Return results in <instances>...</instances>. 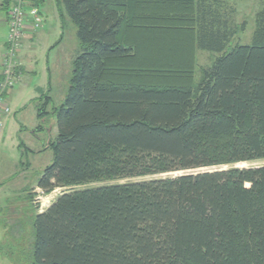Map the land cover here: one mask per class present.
I'll return each instance as SVG.
<instances>
[{
    "label": "trees",
    "instance_id": "1",
    "mask_svg": "<svg viewBox=\"0 0 264 264\" xmlns=\"http://www.w3.org/2000/svg\"><path fill=\"white\" fill-rule=\"evenodd\" d=\"M231 1L53 0L79 48L62 105L35 100L56 119L36 186L100 185L36 214L32 264H264V165L224 168L264 161V9L236 44Z\"/></svg>",
    "mask_w": 264,
    "mask_h": 264
},
{
    "label": "rangeland",
    "instance_id": "2",
    "mask_svg": "<svg viewBox=\"0 0 264 264\" xmlns=\"http://www.w3.org/2000/svg\"><path fill=\"white\" fill-rule=\"evenodd\" d=\"M45 1L48 3L52 0ZM229 4L235 10L234 15H232L236 24L238 26L243 25V30L236 34L234 43L248 45L251 43L254 31V16L257 12L259 13L264 9V0H235L229 2ZM62 36V42L52 52L50 57L51 76H47L45 79V89L43 92L44 94L48 92V96L51 99L50 108H48V110L51 108H58L62 105L71 75L72 60L79 48L76 39V28L68 20L63 27ZM201 53L204 54L197 55V52L195 53L194 64L196 71L194 75L195 78L193 79L194 84L198 83L200 78L198 68L202 69L212 63V57L208 56L209 53ZM40 79V76L32 79V90L39 87L38 85L41 82ZM23 83L24 81H19L18 86H21ZM15 88H17V86ZM26 98L31 97L27 95ZM7 105L9 107L10 116L15 114L12 112V108L8 103ZM34 108V106H30L22 113L26 125L33 127L31 130L33 133L36 131L34 137L37 139L33 140V144H28L32 153L25 154L26 156L23 158V163L21 166H17L18 168L15 171L17 173L13 176L12 180L5 185H0V188L2 187L0 189V264H32V221L36 214L47 209V207L64 192L100 185L90 184L72 189L57 188L48 194H45L37 188V180L43 170L49 166L53 160L50 143L54 140L56 135V119L53 115H48L43 124L41 122L38 123L36 119V109ZM15 111L16 113L18 112V110ZM38 126L42 127V130H38ZM4 128L5 121L3 130ZM25 161H27V163H25ZM261 165H264V161L232 164L224 168H248ZM210 170L214 169H203L199 170V172ZM125 182L127 181L112 182L111 184Z\"/></svg>",
    "mask_w": 264,
    "mask_h": 264
},
{
    "label": "crops",
    "instance_id": "3",
    "mask_svg": "<svg viewBox=\"0 0 264 264\" xmlns=\"http://www.w3.org/2000/svg\"><path fill=\"white\" fill-rule=\"evenodd\" d=\"M2 2L3 0H0V79L2 76L1 57L8 35L6 24L7 10H2ZM38 4V9L44 22V29L35 36H29L22 44L18 54V62L20 65L19 73L21 81H24V83L21 86L17 85V88L11 90L6 98L7 103L12 108V112L15 114L6 116L4 120L5 128L0 135V185H5L7 182H10L17 173L15 172L18 168L17 166H21L23 163V161L21 162L20 160V152L18 149L19 142L22 143L23 148L29 151L28 154L32 153L28 144H33V140L37 138L34 137L35 133L31 131L33 127L26 125L22 113L30 106L35 107V100L41 95H44L45 79L47 76H51L50 57L52 52L62 42V30L67 23V20L64 24L60 22L53 0L48 3L42 0L39 1ZM56 43H58V45L51 50ZM201 52L202 51H197V55L204 54ZM208 56L212 57V61L214 60L212 55L208 54ZM198 69L200 72L201 69ZM37 76H40L41 82L38 85L39 87L32 90V79ZM194 78L195 76H193V79ZM27 95H30L31 98H26ZM34 109H36V107ZM15 110H18V112L16 113ZM37 122L39 123L38 119Z\"/></svg>",
    "mask_w": 264,
    "mask_h": 264
},
{
    "label": "built area",
    "instance_id": "4",
    "mask_svg": "<svg viewBox=\"0 0 264 264\" xmlns=\"http://www.w3.org/2000/svg\"><path fill=\"white\" fill-rule=\"evenodd\" d=\"M6 24L8 46L1 57L3 80L0 82V135L3 131L4 118L9 114V107L4 96L21 81L18 52L29 36H35L44 28L38 8L30 5L27 0H10Z\"/></svg>",
    "mask_w": 264,
    "mask_h": 264
}]
</instances>
